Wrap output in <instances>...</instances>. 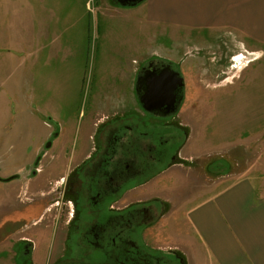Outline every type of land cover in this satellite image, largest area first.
Wrapping results in <instances>:
<instances>
[{
    "label": "rangeland",
    "instance_id": "374dc122",
    "mask_svg": "<svg viewBox=\"0 0 264 264\" xmlns=\"http://www.w3.org/2000/svg\"><path fill=\"white\" fill-rule=\"evenodd\" d=\"M23 5L18 0H0V82L6 88L18 89L17 96L10 97V106L7 107L9 127L24 123L29 132L9 133L8 140L1 147L5 152L0 156L3 158L0 163L7 166L0 165V178L13 176L8 172L14 167L8 165L18 160V153L23 148L29 154L27 150L38 138L36 133L42 126L37 112L52 110L59 120L64 119L62 114L65 110L81 109L87 115L97 106L91 104L93 97H103V91L99 89L101 84L106 88L115 80L117 86L127 88L129 81L136 77L130 69L140 67V58L154 49L158 54L156 59L170 62L183 77L184 98L179 111L165 119L152 118L138 104L139 118L131 120L133 131H150L146 125L152 121L154 142L159 135L164 141L163 147L168 150L160 157L162 163L156 161L150 171L155 177L144 184L142 190L127 193L123 202L148 200L153 196L162 199L165 207L162 215L143 231V239L152 246L153 252L165 251L159 254L167 255L171 264H180L178 257L183 259L181 264H197L193 260L194 249L187 243L190 240L188 234L191 235L185 220L187 210L241 176L251 178L257 189L264 192V46L235 37L229 30L223 29L216 34L208 25L200 29L180 30L177 37L170 36L169 31H162L158 25L153 27L152 41L142 45L140 38L138 48H135L132 29H126L128 23L121 22V37L118 31L116 37L119 38L112 39L96 34L95 24L91 22L89 43L83 47L84 57L78 55L81 60H75V53L61 51L43 65L49 47L62 45L69 48L72 45L76 52V39L61 33L67 29L71 31L70 23H49L51 28L40 42L42 59L33 63L39 46L25 28L30 23L18 19V14L22 13L19 10L26 17L28 7ZM67 7L70 9L69 2L61 5L63 12ZM45 24L42 22V26ZM73 59L77 65H70ZM48 77L54 81L47 82L48 94L53 93L57 86L60 88L57 100L51 103H46L44 97L39 96L40 80ZM67 80L72 86H77L76 94L69 92ZM64 97L73 98L65 100ZM2 111L0 100V139L7 134L1 133ZM42 118L53 120L51 123L58 127V122L51 116ZM163 124L169 127L164 128ZM176 148L178 151L174 155L177 159L169 161ZM39 166V163L36 168L27 166L11 181L0 180V264H18L21 260L15 255L18 243L22 242L20 237L29 239L31 243L28 257L23 258L25 264H50L45 260L53 250L51 243L56 237H61L58 233L60 224H56L52 217H58L60 213L61 188L58 187L63 181L46 183V192L50 187L55 190L43 197H34L22 190L18 192L39 171ZM154 203L157 207L158 202ZM39 204L45 211L41 222L35 224L32 221L40 213H30L25 217L24 212L35 209ZM200 264L207 263L202 259Z\"/></svg>",
    "mask_w": 264,
    "mask_h": 264
},
{
    "label": "crops",
    "instance_id": "0c3cea01",
    "mask_svg": "<svg viewBox=\"0 0 264 264\" xmlns=\"http://www.w3.org/2000/svg\"><path fill=\"white\" fill-rule=\"evenodd\" d=\"M18 1L24 4L23 7H28L26 17L23 11L19 10L22 13L18 14V19L30 23L25 28L29 31L28 35L33 37V42L39 46L38 55L33 59V63L42 59L43 48L40 42L51 28L49 23H70L71 31L67 29L61 33L76 39L74 46L77 47V51L75 52L72 45L69 48H63L62 45L49 47L45 52L43 65H47L51 58H55L61 51L75 53V60H81L78 55L84 57L83 47L89 43L91 22L95 24L96 34L101 38L112 39L119 38L116 37L118 31L121 37V22L128 23L126 29H132L135 48H138L140 38L144 43L142 45H147L148 40L151 42L153 27L158 25L161 26L162 31H169L171 33L169 35L173 37H177L180 30L200 29L201 26L208 25L216 34L225 29L232 32L235 37L249 39L260 44L258 46H264V0H142L135 5H121L116 0H92V9H89L88 0H45L46 6L43 5L42 0ZM68 2L70 9L67 7L63 12L61 5H68ZM40 11L46 13L41 14ZM42 22L47 24L42 26ZM242 45L245 46L243 41ZM155 55L158 54L154 49H150L140 58V67L147 61L155 60ZM73 64L77 65L74 59L70 65ZM140 67L134 66L130 69L134 71L136 77L139 69L142 68ZM136 77L129 81L127 88L117 86L115 80L106 88L101 84L99 89L100 92L103 91V97H93L91 104L97 106L87 115L81 109L73 111L74 113L65 110L62 114L64 119L59 120L58 115L52 110L39 111L40 114L36 111L41 118L42 126V129L36 133L38 138L27 150L29 154L25 152L26 148H23L22 152L18 153V160L8 165L14 167L9 168L8 174L16 178L27 166L34 165L37 156L43 153L39 162L40 169L18 192L31 193L34 197L49 194L55 189L50 187L46 192L45 184L51 181L62 182L63 172L91 158L95 144L100 143L104 147L110 142L114 133L109 131L115 126L121 129L123 126V132L128 133L124 125H133L131 120L139 118ZM48 81L53 80L49 77L40 80L39 96L44 97L46 103H51L57 100L60 88L57 86L53 93L48 94ZM67 86L69 92L76 94L77 86H72L69 80ZM17 90L6 88L5 84L0 82V100L4 109L1 133H7L5 138L2 136L0 139V156L5 152L1 147L4 141L8 140L9 133L14 131L17 134L29 133L24 123H16L15 127H9L7 107L10 106V97L17 96ZM71 98L73 97H64L65 100ZM45 115L56 120L58 127L51 123L53 120L42 118ZM146 126L150 127L153 134L154 124L150 123ZM139 131H133L137 140L139 139L138 142L146 143L148 133L142 134L144 131ZM118 151L123 150L119 148ZM97 157L98 155L93 159ZM2 159L0 157L1 162ZM0 165L7 166L2 163ZM143 185L130 189L128 193L142 190ZM41 208L42 206H37L35 209H28L24 212V216L29 217L30 213L39 214L43 209ZM185 220L191 232V235L188 234L189 241L192 242L187 241V243L191 249H194L195 263L200 264L203 259L207 264H264V192L261 189L259 191L248 176H241L225 188L201 199L187 210ZM32 222L36 223V219Z\"/></svg>",
    "mask_w": 264,
    "mask_h": 264
},
{
    "label": "flooded vegetation",
    "instance_id": "af4514ba",
    "mask_svg": "<svg viewBox=\"0 0 264 264\" xmlns=\"http://www.w3.org/2000/svg\"><path fill=\"white\" fill-rule=\"evenodd\" d=\"M167 65L177 70L170 62L164 60L147 61L137 73L136 81L140 76L139 87L142 88L145 76L151 78L155 72ZM183 90L184 86L176 93L178 105L173 113L167 114L164 108L145 112L152 118L165 119L174 115L182 104ZM139 93L140 89L137 94ZM163 127L168 128L169 125L163 124ZM124 128L128 129V133L123 132V126L122 129L115 126L109 131L114 133L110 142L104 147L100 143L95 144L91 158L62 173L63 184L58 187L61 188L60 213L58 217H52L55 218L56 224H60L58 233L61 237L53 239V250L46 256L47 263L171 264L167 255L159 254L165 251L154 253L152 246L143 239V231L153 225L157 217H161L165 208L163 200L153 196L148 200L123 202L130 189L147 183L155 176L154 172L150 171L156 161L158 164L162 163L163 159L160 157L168 149L163 147L164 141L160 140L159 135L157 142H154L155 133L152 134L151 131L142 132L149 135L148 141L144 143L138 142L132 125L125 124ZM109 138L108 136L107 139ZM119 148L123 151H118ZM178 148L170 154L169 161L177 159L174 154ZM42 154L37 156L34 168L40 162ZM96 155L98 157L93 159ZM154 202H158L157 207ZM44 211L40 210L35 224L41 222V214L44 215ZM19 241L22 242L18 243L15 255L21 259L18 264H25L23 258L28 257L31 243L23 237H20ZM56 246L59 247L55 249ZM178 261L183 263L182 258L178 257Z\"/></svg>",
    "mask_w": 264,
    "mask_h": 264
},
{
    "label": "water",
    "instance_id": "95a60500",
    "mask_svg": "<svg viewBox=\"0 0 264 264\" xmlns=\"http://www.w3.org/2000/svg\"><path fill=\"white\" fill-rule=\"evenodd\" d=\"M121 5H135L142 0H116ZM140 76L136 81V92L138 103L146 112L164 108L166 113H173L177 109L178 91L184 86L183 77L178 70L171 69L168 65L161 68L154 76H145L142 88L139 87ZM180 101V100H179ZM179 103V102H178Z\"/></svg>",
    "mask_w": 264,
    "mask_h": 264
},
{
    "label": "trees",
    "instance_id": "16d2710c",
    "mask_svg": "<svg viewBox=\"0 0 264 264\" xmlns=\"http://www.w3.org/2000/svg\"><path fill=\"white\" fill-rule=\"evenodd\" d=\"M11 178H13V176L8 177V178H6V179H1V178H0V180L6 181V180H10Z\"/></svg>",
    "mask_w": 264,
    "mask_h": 264
},
{
    "label": "built area",
    "instance_id": "2783aa9c",
    "mask_svg": "<svg viewBox=\"0 0 264 264\" xmlns=\"http://www.w3.org/2000/svg\"><path fill=\"white\" fill-rule=\"evenodd\" d=\"M91 2H92V0H88V1H87V4L90 3V8H89V9H92Z\"/></svg>",
    "mask_w": 264,
    "mask_h": 264
}]
</instances>
